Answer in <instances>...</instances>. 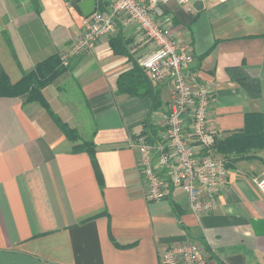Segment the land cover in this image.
<instances>
[{
    "label": "crops",
    "instance_id": "0c3cea01",
    "mask_svg": "<svg viewBox=\"0 0 264 264\" xmlns=\"http://www.w3.org/2000/svg\"><path fill=\"white\" fill-rule=\"evenodd\" d=\"M113 1L98 8L96 0V9ZM38 3L0 0V70L10 83L44 61L38 74H47L50 58L80 30L72 0ZM165 11L212 89L208 126L216 142L233 137L224 151L214 144L227 170L216 209L196 217L177 185L158 201L144 197L129 139L161 136L171 90L140 68L151 44L121 14L112 34L70 57L41 89L50 109L93 144L99 178L90 154L72 151L77 142L41 104L0 92V264H160L164 250L185 240L201 243L217 264H264V194L252 181L264 176V0L169 2ZM134 63L150 85L139 84L138 95L118 87ZM234 67L259 81L258 96L228 73Z\"/></svg>",
    "mask_w": 264,
    "mask_h": 264
},
{
    "label": "built area",
    "instance_id": "2783aa9c",
    "mask_svg": "<svg viewBox=\"0 0 264 264\" xmlns=\"http://www.w3.org/2000/svg\"><path fill=\"white\" fill-rule=\"evenodd\" d=\"M192 0H114L107 10L95 9L82 17L78 34L63 50L60 61L89 53L103 36L115 31L116 18L124 14L151 44L139 60L152 83L168 82L170 104L163 114V133L149 140L140 133L130 138L136 167L144 183L147 201L165 197L171 185L186 195L189 211L196 217L212 213L217 207L219 191L226 185L224 160L215 156L216 135L208 126V107L212 89L194 68L191 46L178 39L174 22L165 11L169 2L189 5ZM264 194V176L252 177ZM160 264H217L201 243L185 240L170 246L160 255Z\"/></svg>",
    "mask_w": 264,
    "mask_h": 264
},
{
    "label": "trees",
    "instance_id": "16d2710c",
    "mask_svg": "<svg viewBox=\"0 0 264 264\" xmlns=\"http://www.w3.org/2000/svg\"><path fill=\"white\" fill-rule=\"evenodd\" d=\"M34 7L37 9L38 8V0H30ZM78 0H72V4L74 7L77 9V3ZM98 8H102L101 0H98ZM118 39H115V42ZM112 48L114 52H119V53H126V50L124 48H120L118 45H115L112 43ZM53 62H55V67L51 69L47 74L45 75H39V68L44 66L46 63L41 62L36 66V69H34L32 72L23 75L16 83H10L8 81V78L6 74L0 70V92L2 94H7V95H17L23 97L25 102H30V101H37L39 104H41L46 111L50 114L52 120L54 123L62 130L64 135L73 141H76L77 143L72 146V151L73 152H81V151H86L87 153L90 154L92 157V164L94 166V169L96 170V174L99 178V171H98V165L95 162V158L93 156L94 152V147L93 144L89 141H82L79 139V135L77 131L73 128H70L65 122H63L57 114H55L49 107L47 101L44 99L43 94L41 93V89L43 88L44 85L48 84L51 82L61 71H63L66 67L63 66V64L60 61V55H54L53 57L50 58ZM141 68V67H140ZM139 68L137 63H134L132 66V70L127 72V75L118 82V87L120 91L127 92L132 95H138L139 94V88L138 85L142 84L145 85L147 89H150V85L148 86L147 82V77L145 74L142 72V70ZM228 73L230 75H233L235 80L243 87V89L250 95L253 96H258L260 94V83L257 79L251 78L247 75L246 72L242 70L241 67H234L232 69H228ZM142 85L140 87H142ZM146 91V90H145ZM232 144L233 142V137L228 138L224 143ZM219 143V144H218ZM220 141L216 142L215 146L216 148L219 147L218 149L224 151L225 148L221 145L222 144ZM219 145V146H218ZM220 150V151H221Z\"/></svg>",
    "mask_w": 264,
    "mask_h": 264
},
{
    "label": "water",
    "instance_id": "95a60500",
    "mask_svg": "<svg viewBox=\"0 0 264 264\" xmlns=\"http://www.w3.org/2000/svg\"><path fill=\"white\" fill-rule=\"evenodd\" d=\"M76 5L81 16L87 17L96 9V0H78Z\"/></svg>",
    "mask_w": 264,
    "mask_h": 264
}]
</instances>
